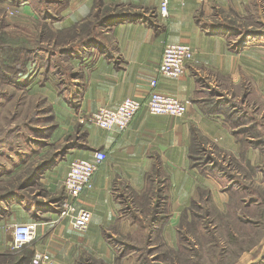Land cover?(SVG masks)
<instances>
[{
	"label": "crops",
	"instance_id": "crops-1",
	"mask_svg": "<svg viewBox=\"0 0 264 264\" xmlns=\"http://www.w3.org/2000/svg\"><path fill=\"white\" fill-rule=\"evenodd\" d=\"M161 2L61 0L59 30L98 14L104 23L92 26L93 42L88 34L71 52L76 89H59V144L69 134L78 142L59 160V177L73 159H93L96 149L107 158L76 201L92 212L85 231L68 220L49 225L58 215V199L52 213H42L45 220L34 206L19 204L16 217L38 223L32 253L46 249L58 263L79 264L82 254L111 262L118 253L115 239L143 236L150 246L174 247L181 218L190 221L195 203L227 208L233 191H244L241 182L255 177L237 180L243 174L229 160L247 173L250 164L264 162V0H169L167 16L160 14ZM167 42L196 49L180 77L157 74ZM153 78L160 91L187 103V113L155 115L143 106L124 131L84 120L100 106L117 108L128 96L146 101ZM78 124L86 130L83 138L72 135ZM257 173L264 184L263 171ZM9 245L0 237V252ZM22 258L13 264H23Z\"/></svg>",
	"mask_w": 264,
	"mask_h": 264
},
{
	"label": "rangeland",
	"instance_id": "rangeland-1",
	"mask_svg": "<svg viewBox=\"0 0 264 264\" xmlns=\"http://www.w3.org/2000/svg\"><path fill=\"white\" fill-rule=\"evenodd\" d=\"M59 6L61 0H0V237L8 245L11 225L22 221L16 217L22 212L19 204L26 210L34 206L39 220H45L43 215L52 213V201L65 195L59 160L68 146L78 144L70 134L59 144V89H76L70 79L69 50L91 33L96 18L77 24L75 33L71 28L59 30ZM81 126L73 136L84 137ZM228 163L243 174L237 180L255 177L249 184L241 182L244 191H233L227 208L195 203L190 221L181 218L174 247L162 242L150 246L143 236L115 239L118 253L111 262L82 254L79 264H264V184L257 173H264V162L254 168L250 164L248 173L232 160ZM50 221L51 227L58 225L56 218ZM37 235L20 249L7 246L0 252V264H13L31 251ZM127 242L129 248L122 249Z\"/></svg>",
	"mask_w": 264,
	"mask_h": 264
},
{
	"label": "built area",
	"instance_id": "built-area-1",
	"mask_svg": "<svg viewBox=\"0 0 264 264\" xmlns=\"http://www.w3.org/2000/svg\"><path fill=\"white\" fill-rule=\"evenodd\" d=\"M182 2L187 0H181ZM169 0H162L160 14L167 16ZM196 49L182 42H167L163 48L162 58L157 68L158 75L180 77L187 68V63L194 59ZM150 94L146 101L128 96L117 108L106 105L98 107L88 115V119L103 129L124 131L129 127L139 110L146 106L151 114H168L182 116L188 111V105L182 99L164 93L158 89V79L150 81ZM107 158L102 149L94 151L93 159L75 158L70 164L63 180L64 198L59 205L56 221L58 224L68 220L76 231H85L92 219V212L76 203L79 196L93 186V177L100 165ZM12 228V248L20 249L30 243L37 235V222H16ZM32 264H64L55 261L48 250L36 249Z\"/></svg>",
	"mask_w": 264,
	"mask_h": 264
},
{
	"label": "trees",
	"instance_id": "trees-1",
	"mask_svg": "<svg viewBox=\"0 0 264 264\" xmlns=\"http://www.w3.org/2000/svg\"><path fill=\"white\" fill-rule=\"evenodd\" d=\"M103 23H104V17H103V15L98 14L97 17H96V23H93V25H97V24L102 25ZM93 25H92V26H93ZM70 28H71V29L73 30V32L75 33L77 27H70ZM70 28H69V29H70ZM89 33H90V32H89ZM87 35H88V34H87ZM88 36H89V41H88V43L93 42V41H94V38H95V35H94L93 33H90ZM84 40H85L84 37H83V39L81 38L80 41H79V45L82 44V43L84 42ZM74 47H75V46H73L72 49L69 50V52H72ZM63 53H64V51H63ZM69 147H70V146H68L66 149H68ZM38 168H39V167H38ZM63 198H64V196L58 198L59 205L61 204ZM149 226H150V225H145V228H147V227L149 228ZM33 254H34V251H33V253H32V251L29 250V252H28L27 254H25V258H22L21 261L24 260V259L26 260L27 258H29V259L31 258V259H32ZM19 262H20V261H19ZM19 264H20V263H19Z\"/></svg>",
	"mask_w": 264,
	"mask_h": 264
}]
</instances>
